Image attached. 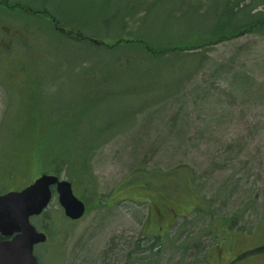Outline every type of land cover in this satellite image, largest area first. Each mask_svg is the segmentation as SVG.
Returning a JSON list of instances; mask_svg holds the SVG:
<instances>
[{"label": "rangeland", "instance_id": "rangeland-1", "mask_svg": "<svg viewBox=\"0 0 264 264\" xmlns=\"http://www.w3.org/2000/svg\"><path fill=\"white\" fill-rule=\"evenodd\" d=\"M6 1L45 8L64 21L71 16L90 23L84 32L93 28L92 35H104L99 27L95 33V23L115 13V5L134 0ZM210 4V0H145L134 17L126 16L123 23L111 20L106 38L112 39L116 32L125 38L142 32L163 41L185 29L169 16L191 6L205 11ZM148 5L151 8L145 11ZM54 29L38 12L0 7V36L11 53L0 57V149L10 146L7 156H17V145L23 147L34 135L24 117L31 114L30 102L34 105L36 99L27 98L25 89L38 76L48 98L45 106L53 105L50 91L58 87L59 101L69 109L60 124H74L79 115L85 125L97 127L104 121L111 127L101 136L109 140L91 159L95 196L71 180L75 195L89 212L77 221L56 218L62 208L53 190L47 220L55 223L54 232L46 244L34 245L39 264H223L241 251L264 246V33L186 50L177 63L164 58L160 68L153 62L157 59L139 53L144 69H137L141 73L136 82L126 78L123 85L116 80L122 65L115 61L128 65L124 59L128 62L136 52H119L114 58L116 53L90 52L83 45L70 44ZM82 30L78 31L82 34ZM8 64L15 70L25 68V75L18 71L12 75ZM85 64L94 71H81ZM177 64L179 74H171ZM58 79L62 80L54 82ZM125 86L137 91L130 92L126 101L115 95ZM18 118H22L19 123ZM52 123L59 126L55 118ZM17 125L24 132L15 135ZM64 127L70 132L69 124ZM22 161L14 158L12 166L0 157V190L14 179L4 165L15 167L19 174L12 181L20 183L9 187L29 183L21 173ZM134 170L170 174L166 180L157 178L155 189L144 190L138 183H122ZM60 174L69 177L66 171ZM163 181L166 186H160ZM137 193L146 194V204L124 198ZM31 220L42 229L34 216ZM215 234L224 240L218 242ZM153 235L161 238L151 247ZM262 251L232 264H264Z\"/></svg>", "mask_w": 264, "mask_h": 264}, {"label": "trees", "instance_id": "trees-1", "mask_svg": "<svg viewBox=\"0 0 264 264\" xmlns=\"http://www.w3.org/2000/svg\"><path fill=\"white\" fill-rule=\"evenodd\" d=\"M142 1L145 0H134L132 2H126L125 4H120L118 6L115 5V13L99 20L100 24L95 23L97 21H94L95 26H93L94 28H96L95 33L99 31V28H102L100 32H104L105 30L104 35H92L91 31H93V28L92 30H90V32H84L82 29H84V27H86V25L90 23L84 24L83 21L74 20L71 18V16H68L67 20L64 21L59 17V15L52 14L44 8L41 10L39 8L37 9L36 7L34 8L27 5H24L23 7L17 2H12L9 4L6 0H0V7H4L8 10H25L32 12L33 14L38 12L39 14L44 16V18H48L50 20V23L55 28L54 31H56L57 33L59 32L66 38H69L68 40H70V44L75 43L77 45H83L85 46V49L90 52L97 51L102 54H107V52L116 53V55L112 56L113 58L119 57L121 55L118 54L119 52H136L135 57L128 56V62L126 59H124L125 63H127L128 65L120 62L119 59L115 61V63L122 65V67H120L121 72L120 74L118 73V76H116V80H119L123 85L126 82V78L127 81L131 80V82H136V79L139 78L141 71L139 72L137 71V69L142 68L140 66L143 65L141 59L138 58L139 53H144L147 56L152 57L153 59H157L158 63L155 60H153V62L157 64L155 65L157 68H160L163 65L162 63H164V58H167L168 61L173 62L171 64H174L177 63L176 59L179 60V55L181 56L189 50L205 48L212 44H217L220 41L229 40V38L240 37V35L252 32H258L261 34L264 33V0H210L211 4L205 11H199V7L195 8L194 6H191L190 8H186L185 10H183V12L178 16L172 14V16H169L167 18L168 20L172 18L178 20L179 22L176 23L178 25H181L182 27H185L184 31H180V34H178L177 36H171L168 39L158 42L157 39L148 37L147 34H144L142 32L139 33L138 36L131 34L126 38L116 32L114 33V36H112V39H107L106 37L108 36V26L111 25V20L115 21L116 19H118L119 21H121L120 23H123L126 16L134 17L136 14H138L139 10L143 6ZM134 2L135 4H133ZM117 7H122V9H118ZM150 8L151 6L148 5L144 7V10L149 11ZM58 17L60 18V20ZM62 21L63 23L65 22L64 25ZM114 24L117 23L115 22ZM120 26L123 25L120 24ZM56 27H60L59 31L56 30ZM78 30H82L83 33L81 34V32ZM8 40H10L11 43H14L13 46L17 44L12 38ZM27 45L28 44H25L24 46L26 47ZM10 46H12V44ZM4 51L5 55L11 54L9 50H6V48L4 49ZM104 57L106 56H101L100 58ZM113 58L112 62L114 60ZM168 61H166L165 64ZM177 66L178 69L176 67L174 70L172 69L171 74H179L181 66L179 64H177ZM80 68L82 69L81 71H94L92 70L94 69V67L89 64H85ZM129 68L133 70L132 73L130 72ZM24 70L25 68L21 67L17 70H15L14 68L12 69V67L8 64V71L11 72L12 75H14L15 71H18L19 73L25 75ZM31 73L36 75V73ZM61 80L62 79H58L54 82H58ZM40 81L43 82L42 78L38 76V78L33 80L31 83H28V87L27 89H25L27 90L25 94L27 98L29 97L31 99L35 96L36 99L34 105H32V102H30V107H32L31 114L27 115V118L24 117L26 119V123L28 122V124L31 125L27 126L28 128L30 127V129H33L34 135L32 136V138L30 137L29 139H27L26 142L23 143L24 145L21 144L23 145V147H20V144L17 145L20 150L19 155L8 157L7 155L8 149L10 147L9 146L6 150L0 149V157H6L10 161L9 163L12 166L14 165L12 163V161H14V158H23L22 163L24 164L25 168L21 171V173L25 175L23 177L24 179H29V183L39 174H42V172H46L49 174H60V172L66 171L69 174L68 178L70 181L73 179L72 181H77V184L82 183L84 185V188L88 190L91 195L95 196L93 172L91 171V159L93 158L94 153L98 150V148L109 140L101 136L109 133L111 126L110 124H105L104 121L103 124H97V127H95L94 124L85 125L81 123L82 119L80 120L81 116L79 115H75L74 124L70 121H68L70 123L65 122L63 124H60L63 119L68 118L69 109L66 103H60L59 99L61 95L59 93H56L58 91V87L55 88V90H53L52 92L50 91V94L54 95L53 105H51L50 107L45 106L48 98L45 94V87L43 88V86L39 84ZM59 84L60 83H57L58 86ZM47 89L52 90L51 88ZM132 91L135 93L137 92L135 91V88H128L127 86H125L120 91L115 92V95H122L123 100L125 99L124 101H126L129 99V93ZM108 95L112 99V92L109 91ZM62 105H64V107L59 108ZM54 110L55 114H53ZM53 118H55L59 122L58 127H56L55 124L52 123ZM21 119L18 118L17 123H19ZM47 122H49V125L47 124ZM64 124H69L70 132L66 131L67 128L64 127ZM17 127L18 129L15 130V135L24 132L23 127H19L18 125ZM17 147H15V149H17ZM21 150L25 152V155L23 154L22 156ZM12 166L10 167L9 165H4L5 169H8L10 172V178H14L12 180H15V177L17 176L18 178L19 174L17 175V169L15 167L13 168ZM25 169H27L28 171L26 173H23ZM169 174L170 172L161 173L158 171L153 173H146L145 171L144 173H139L134 170L128 178L122 180V183L126 182L129 185L138 183L137 185H139L141 189L152 190L153 188H156L155 183L157 178L166 180ZM151 178L154 179V181H151ZM12 180L9 181L11 182ZM10 182V185L20 183V181H12V183ZM122 183L120 185H122ZM9 184H4V187H1L2 190H0V193L12 189L11 187H9ZM160 186H166L164 181L163 183H160ZM145 196L146 194L143 195L141 193H137V195L131 196L130 198H124L132 202L136 201L138 204H146V202L148 201V197ZM136 197H139V200H137ZM89 209L90 208H87L86 213L89 212ZM49 213V209L47 208L41 215L34 216L36 220H38L39 224H37L42 226V230L47 231L48 237L54 232L53 230L55 226L54 222H52L51 220H47V218L50 217ZM58 214L59 215L56 218L60 219L61 221L64 220L65 222H67V220H70L63 215L62 210H60ZM147 220L148 216L146 217L144 225H146ZM149 228H151V226H147V230ZM216 236L218 242L220 240H224L225 238L219 234ZM149 238H151L150 246L152 247L153 245L160 242L159 240L161 237H159L158 235H153ZM263 248L264 246L261 245L260 247L255 249L257 250V252H254L261 253L263 252ZM250 253L253 252L247 251L244 253V256Z\"/></svg>", "mask_w": 264, "mask_h": 264}, {"label": "water", "instance_id": "water-1", "mask_svg": "<svg viewBox=\"0 0 264 264\" xmlns=\"http://www.w3.org/2000/svg\"><path fill=\"white\" fill-rule=\"evenodd\" d=\"M53 190L66 218L79 220L84 215V201L74 194L71 181L59 174L42 172L20 189L0 193V264H39L34 245L44 243L47 233L30 218L48 207Z\"/></svg>", "mask_w": 264, "mask_h": 264}, {"label": "flooded vegetation", "instance_id": "flooded-vegetation-1", "mask_svg": "<svg viewBox=\"0 0 264 264\" xmlns=\"http://www.w3.org/2000/svg\"><path fill=\"white\" fill-rule=\"evenodd\" d=\"M4 42H5L4 37L0 36V57H2L4 55V53H5V51H4V49H5ZM256 248H258V247L250 248V250H248V251L249 252L250 251H252V252L256 251L257 252V250H255ZM244 253H245V251H241V252L229 257L228 260L225 263H223V264H232L234 261L239 260V258L243 257Z\"/></svg>", "mask_w": 264, "mask_h": 264}]
</instances>
